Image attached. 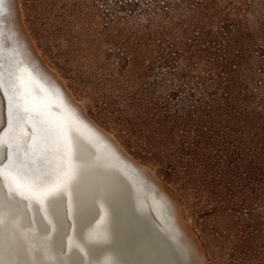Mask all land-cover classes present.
Returning <instances> with one entry per match:
<instances>
[{
	"label": "bare ground",
	"instance_id": "bare-ground-1",
	"mask_svg": "<svg viewBox=\"0 0 264 264\" xmlns=\"http://www.w3.org/2000/svg\"><path fill=\"white\" fill-rule=\"evenodd\" d=\"M9 1L0 0V33H5L0 37V69L13 78L16 96L1 72L6 99L0 92L1 119L4 115L0 128V264H176L187 253L163 193L152 186L146 194L149 180L142 171L79 114L56 81L26 58L15 29L8 30ZM10 47L16 51L12 62L7 61ZM76 173L80 174L76 182L80 211L87 216L78 234L75 224L80 219L74 218L69 185ZM17 191L29 195L25 198ZM102 199L110 208L104 225ZM48 203L56 206L54 211L59 208L55 211L63 222L59 235ZM37 218L45 224L41 228ZM96 237H102L105 244L89 243ZM85 244L93 248L91 260Z\"/></svg>",
	"mask_w": 264,
	"mask_h": 264
},
{
	"label": "rangeland",
	"instance_id": "rangeland-1",
	"mask_svg": "<svg viewBox=\"0 0 264 264\" xmlns=\"http://www.w3.org/2000/svg\"><path fill=\"white\" fill-rule=\"evenodd\" d=\"M173 1L178 0H10L8 30L15 29L26 58L56 81L79 114L142 171L149 180L146 194L152 186L163 193L186 249V264H264V208L247 203L215 207L183 173L174 147L165 140L150 139L152 123L131 98L143 88L149 97L153 92L149 86L156 87L165 78L167 69L159 55L163 48L168 50V43L163 41L160 48L158 42L150 47L139 43L135 37L140 34L129 24L144 23L145 15H155L158 3ZM227 1L216 0L222 9L230 6ZM256 10L249 14L250 20L262 17L261 9ZM173 32L177 35V30ZM9 54L7 61L12 62L15 55ZM7 73L1 76L7 77L16 96L13 78ZM169 90L165 88L164 93ZM177 94L179 99L184 96ZM3 124L4 115L0 128ZM115 187L125 195L119 185ZM147 204L157 213L152 202ZM255 213L261 216L258 222L250 218ZM101 241L96 237L89 243Z\"/></svg>",
	"mask_w": 264,
	"mask_h": 264
},
{
	"label": "trees",
	"instance_id": "trees-1",
	"mask_svg": "<svg viewBox=\"0 0 264 264\" xmlns=\"http://www.w3.org/2000/svg\"><path fill=\"white\" fill-rule=\"evenodd\" d=\"M192 1L158 3L144 23L129 24L139 43H168L159 55L165 78L149 97L143 88L131 98L152 123L150 139L174 147L183 173L215 207L264 208V2L228 0L222 9ZM256 8L262 17L250 20Z\"/></svg>",
	"mask_w": 264,
	"mask_h": 264
},
{
	"label": "water",
	"instance_id": "water-1",
	"mask_svg": "<svg viewBox=\"0 0 264 264\" xmlns=\"http://www.w3.org/2000/svg\"><path fill=\"white\" fill-rule=\"evenodd\" d=\"M0 92H2V95L4 96V98L6 99V95H5V92H4V90H3V86H2V83H1V81H0ZM1 101H2V98H1ZM1 108V107H0ZM3 115V114H2ZM0 120H1V116H0ZM83 140V142L84 143H86L87 145H88V147H91L92 148V150H95V151H97V148H95V147H93L91 144H89L88 142V139L86 138H82ZM1 148H0V155H1ZM9 154V151L7 152V155ZM1 175V174H0ZM80 174H78V173H76V176H75V178H73V180H70V182H69V185H71V188H72V191H71V200H72V203H73V209L75 208V214H74V218H75V221H78L79 219V222H76V224H75V231L77 232V234H78V230H79V227H80V225H81V223L85 220V219H87V216L85 217V216H83L82 215V212L80 211V200H79V188H78V186H77V184H76V182H77V180L80 178V176H79ZM85 184H86V182H85ZM2 190H3V187H2V185H1V181H0V193H2ZM66 196H67V193H66ZM5 199V198H4ZM56 199V198H55ZM58 199V198H57ZM8 201H9V199H8ZM101 204L103 205V208H104V210H105V218H104V220H103V223H102V225H104V223L106 222V220H107V222H108V220H109V213H110V208L108 207V205H107V203H106V199L104 200V199H102L101 201ZM61 204V198L59 199V203L57 204V206L59 207V205ZM16 205V204H15ZM98 205V204H97ZM9 206V205H8ZM61 206V205H60ZM47 207H49V210H50V207H51V215H50V218L52 219V221H53V223H54V230H55V233L57 234V235H59L60 233H61V231L63 230L62 229V227H63V222H61V220L59 219V215L57 214V212H55V211H59L58 209L59 208H57V210H55L54 211V209H55V207L56 206H52V204H50V203H48L47 204ZM98 208L96 209L97 211H98V209H99V206H97ZM9 208L12 210V207H10L9 206ZM61 208V207H60ZM6 210L7 209H5L4 210V212H6ZM9 210V209H8ZM33 210H34V213H35V218L36 217H38V212H37V210H36V207L35 206H33ZM154 213V215L157 217V219L159 220V221H161V219H160V217L155 213V212H153ZM172 214V213H171ZM22 216V215H21ZM171 216H174V215H171ZM23 217H24V215H23ZM79 217V218H78ZM77 219V220H76ZM36 221H37V223L39 224V226H40V228L43 226V225H45L43 222H40V221H38V218L36 219ZM66 223H67V220H66ZM101 225V226H102ZM62 229V230H61ZM14 233L15 232H13V235H14ZM109 233L110 234H112V231L111 230H109ZM14 236H16V235H14ZM179 236V235H178ZM174 237H175V235H174ZM180 237V236H179ZM102 238V237H101ZM172 238H173V236H172ZM175 239V238H174ZM174 239H172V241L174 242ZM105 242L106 241H103V242H101V244H105ZM175 243V242H174ZM173 244V243H172ZM174 245V244H173ZM89 247L90 246H88V244H85L84 245V248H85V252H86V254H87V256L89 257V260H91V258H92V250H93V248H92V246L90 247V249H89ZM184 255V254H183ZM186 256L184 255V256H179L178 258H177V263L176 264H186Z\"/></svg>",
	"mask_w": 264,
	"mask_h": 264
}]
</instances>
